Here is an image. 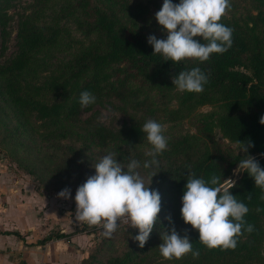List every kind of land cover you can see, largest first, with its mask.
<instances>
[{"label":"trees","instance_id":"1","mask_svg":"<svg viewBox=\"0 0 264 264\" xmlns=\"http://www.w3.org/2000/svg\"><path fill=\"white\" fill-rule=\"evenodd\" d=\"M5 1L0 0L2 25L11 20L3 10ZM50 1L34 0V5L41 6ZM258 1L264 6V0ZM81 2L84 12L76 29L83 33L88 45L47 79H38L36 57L56 47L63 31L58 26L40 25L29 19L20 23L19 53L10 64L0 66V101L14 112L16 123L4 121L3 127L14 140L21 137L24 130L48 132L60 121L76 120L82 109L79 95L82 91H89L96 97L92 105H102L114 99L122 104V110L130 109L146 116H134L130 124L117 130L106 127L97 114L79 122V130L96 147L104 149L115 145L117 159L127 162L136 159V153L129 148L147 144L141 128L150 119L149 115L157 112L171 121H183L199 108L209 106L212 111L200 115L196 134L168 140V148L162 156L164 164L158 168L166 198L161 201L159 223L144 247L140 248L135 241V246L123 256H108L102 263L138 264L161 243L162 228L170 227L164 217L170 214L177 232L184 235L187 230L193 250L200 252L198 258L194 259L189 253L179 259L180 262L197 263L209 259L215 264H264L260 255L264 242V201L260 197L264 193L255 187L247 172L239 173L236 186L229 191L238 199L252 195L251 200L244 199L249 208L244 219L254 226V231L244 232L234 250L204 247L198 241V232L184 224L180 217L181 197L188 173H195L205 180L220 173L222 181L228 180L232 170L244 158V153L235 154L222 149L216 141L217 132L232 144L236 140H250L254 146L248 149L247 155L253 156L264 168V125L259 123L264 115V10L241 18H222L220 22L234 30L232 46L223 54H211L202 63L186 59L173 64L164 62L158 54L153 55V48L147 43L146 33L155 29L160 33L158 39L166 38L147 5L135 4L131 0H95L93 6L91 0ZM193 67H199L208 76L204 90L200 93L177 91L171 77ZM138 77H142L149 91H154L160 99L174 101L175 107L154 108L148 90L131 86ZM257 208L262 211L258 213ZM89 227L83 226L80 232L85 233ZM130 233L138 234V230L132 229ZM0 235L21 238L18 233L0 232ZM70 237L52 231L37 245L43 246L52 240L69 241ZM105 242L104 239L97 244L99 250ZM88 260L92 261L91 264L100 262L89 255L82 263Z\"/></svg>","mask_w":264,"mask_h":264},{"label":"clouds","instance_id":"2","mask_svg":"<svg viewBox=\"0 0 264 264\" xmlns=\"http://www.w3.org/2000/svg\"><path fill=\"white\" fill-rule=\"evenodd\" d=\"M231 8L230 0H163L162 7L155 13V20L166 38L157 39L155 35L147 38L153 48V55H160L164 62L173 64L186 59L199 62L207 61L211 54H223L232 46L233 29L220 21ZM200 38V39H197ZM172 85L179 92L200 93L208 83V76L199 67L180 71L171 77ZM81 108L92 105L96 97L89 91L79 95ZM259 123L264 125V115ZM147 144V159L141 164L131 159L122 165L115 152L103 155L95 164V172L80 184L75 192L76 222L89 226L101 225L103 235L110 237L120 223L138 230L132 239L143 248L154 227L159 223L161 196L156 189L150 188L152 177L156 176L160 166L158 157L168 148L166 127L162 123L148 119L141 128ZM254 144L250 140H236L237 154L244 158L237 164L236 172H247L254 180L256 188L264 193V168L251 155L248 149ZM151 169L148 182L138 171ZM227 182V186L224 183ZM236 186L235 180H221V174H212L207 180L188 173L181 197L180 217L184 224L198 232V241L208 249H235L238 238L244 232L252 233L254 226L244 219L249 208L244 199L251 200L252 195L238 199L230 193ZM58 198L68 199L71 190L64 188ZM264 201V195L260 197ZM259 213L262 209L257 208ZM164 219L167 229L160 233L159 254L164 260H179L191 253L198 258L199 250H193L187 230L182 236L177 232L171 215Z\"/></svg>","mask_w":264,"mask_h":264},{"label":"rangeland","instance_id":"3","mask_svg":"<svg viewBox=\"0 0 264 264\" xmlns=\"http://www.w3.org/2000/svg\"><path fill=\"white\" fill-rule=\"evenodd\" d=\"M131 1L135 4L147 5L154 16L163 3V0ZM94 2L95 0H91V6H93ZM178 2L179 0H173V3ZM230 2L231 8L227 11L225 18H241L249 13L254 14L260 9L264 10V6L258 0H230ZM83 9L84 5L81 0H51L41 6H35L34 0H6L3 10L11 17V20L5 25L0 24V66L10 64L18 55L20 23L25 19H29L40 25L58 26L62 29L63 33L60 43L56 47L38 54L35 62V72L39 80L47 79L58 73L60 68L75 53L88 45V40L83 36V33L76 29L77 21L82 19ZM154 21L156 22L155 18ZM146 34L147 38L150 35H155L158 39L160 33L158 29H155ZM131 86L134 88L142 87L149 91V87L143 82L142 77H138L131 82ZM148 95L154 103V108L161 109L163 106L175 107L174 101H164L154 91H149ZM4 104L3 101H0V105L3 106L0 107V170L4 174H10V177L14 178L18 184L20 182L27 184L28 190L23 191L24 195L37 193L43 199H53L55 207L61 208L60 211L65 212L63 215L66 222L68 219V222L79 224V230H75V234L77 232L81 233L80 230L87 224L76 222L73 218L76 189L88 176L94 174V166L100 158L108 152H115L116 146L110 145L104 149L96 147L79 130V122L93 114H97L101 123L110 129L117 130L130 124L134 116L140 118H145L146 116L143 113L135 114L130 109L124 111L121 109L122 104L119 101L109 99L102 105L82 108L76 120L69 122L60 121L55 128L48 132L40 130L25 132L24 130L21 131V137L14 140L2 125L4 121L16 124L14 112ZM210 111H212V108L203 106L183 121H171L157 112L154 115H149V118L165 125V135L168 140H172L196 134V126L200 115ZM47 139L49 140L46 141ZM216 141L222 149L237 154L234 144L223 139L218 132ZM148 147L150 146L146 144L129 149L136 153V160L143 164L145 160L150 159L145 155ZM165 153L166 151L158 157L160 165L164 164L162 156H165ZM119 162L126 166L129 161ZM138 171L147 183L152 170L141 167ZM157 171L159 170L157 169ZM236 171H239V169L235 168L232 170L228 180H236L239 177L240 172ZM160 176V172H158L156 176L152 177L150 188L158 190L161 201H163L166 198V193ZM224 186H227V182L224 183ZM64 188L71 190V196L68 199L58 198L57 196ZM131 230L132 228H128L127 224L120 223L116 231L110 237H107L103 235L101 225L89 227L84 233L86 236H91V240L87 237L85 239L90 244L87 257L91 255L100 261L97 264H103L102 261L108 256H123L125 252L135 246V241L132 237L137 234H131ZM126 233H129L127 237L125 236ZM178 233L182 235L181 232ZM104 239L106 242L102 244V248L99 250L97 244ZM70 243L73 244L72 242ZM72 246L75 245L73 244ZM158 246L148 252L138 264H215L209 259L197 263H182L175 259L164 260L159 254ZM260 255L264 262V242L261 244ZM91 263L92 261L88 260L84 264ZM80 264L83 263L81 262Z\"/></svg>","mask_w":264,"mask_h":264},{"label":"crops","instance_id":"4","mask_svg":"<svg viewBox=\"0 0 264 264\" xmlns=\"http://www.w3.org/2000/svg\"><path fill=\"white\" fill-rule=\"evenodd\" d=\"M26 190L27 184H18L0 170V232L21 236L0 235V264H80L89 253L90 244L85 239L91 240V236L75 234L79 224L66 222L65 212L55 207L53 199H43L37 193L26 196ZM52 231L71 235L70 241L37 245Z\"/></svg>","mask_w":264,"mask_h":264},{"label":"built area","instance_id":"5","mask_svg":"<svg viewBox=\"0 0 264 264\" xmlns=\"http://www.w3.org/2000/svg\"><path fill=\"white\" fill-rule=\"evenodd\" d=\"M122 224H125V223H122Z\"/></svg>","mask_w":264,"mask_h":264}]
</instances>
